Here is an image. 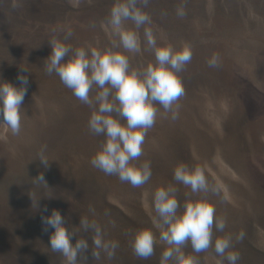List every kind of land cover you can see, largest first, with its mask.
<instances>
[{"label":"rangeland","instance_id":"rangeland-1","mask_svg":"<svg viewBox=\"0 0 264 264\" xmlns=\"http://www.w3.org/2000/svg\"><path fill=\"white\" fill-rule=\"evenodd\" d=\"M115 3L0 0V81L19 87L18 74L28 80L20 132L13 135L0 124V264H66L60 253L48 248L53 229L43 230L45 206V215L57 209L65 227L76 232L70 242L83 237L89 243L77 264H160L169 245L159 239L163 229L152 200L158 187L169 185L176 188L178 212L185 202L201 199L215 207L214 219L222 218L225 228L213 229V241L231 235L226 251L239 253L237 264H264V0L140 3L152 23L136 29L132 21H124L140 37L138 52L124 50L112 34L108 20ZM181 3L185 15L178 17ZM144 27L151 28L157 46H190L192 58L177 73L184 88L173 105H178L177 118L156 106L142 154L133 161L137 166L150 162L152 175L133 187L91 165L104 136L88 130L91 109L58 75L48 74L45 65L51 41L60 39L73 49L119 51L128 58L130 70L142 71L155 64L154 51L144 42ZM67 29L72 35L65 39ZM213 54L220 58L214 68L207 64ZM98 90L94 86L90 97ZM42 145L47 168L37 160ZM180 163L203 168L208 190L193 193L175 181L173 170ZM41 173L47 187L34 181ZM82 217L95 220L105 240L118 242L110 259L103 252L99 259L92 256V233L79 229ZM144 229L155 237L147 259L137 257L131 247L134 234ZM241 231L244 237L237 240ZM181 247L198 264H228L214 245L199 253L190 242ZM169 264L177 261L173 258Z\"/></svg>","mask_w":264,"mask_h":264},{"label":"clouds","instance_id":"clouds-1","mask_svg":"<svg viewBox=\"0 0 264 264\" xmlns=\"http://www.w3.org/2000/svg\"><path fill=\"white\" fill-rule=\"evenodd\" d=\"M142 3L147 6L149 0H116L111 7L108 24L112 34L118 37V45L129 52L140 51V37L137 31L126 28L124 21L130 20L136 29L152 23L151 17L138 7ZM15 6V5H13ZM176 15L183 17V3L176 9ZM72 35L67 29L65 39ZM144 42L152 48L155 64L149 63L142 71L130 70L128 58L119 51L111 49L103 52L83 47L71 48L60 39H53L51 51L45 65L48 74L55 73L65 87L82 103L91 109L87 122L88 130L96 135H103L104 141L100 149L90 158V163L107 175H115L121 182H127L133 187L145 184L151 177L150 162L145 161L137 166L133 163L142 154V145L146 133L157 115V105L168 112L171 119L177 118L178 105H173L184 95V88L177 73L192 58L190 46L173 48L171 45L157 46L151 28L144 27ZM116 46L117 42H113ZM68 57L66 60L65 57ZM218 54H213L208 60L209 67L219 66ZM24 72L28 70L22 67ZM20 86L10 82L0 81V124L5 125L13 135L21 129V104L27 92V76L19 75ZM94 86L99 90L94 97L89 93ZM115 114V115H113ZM121 120L124 123H121ZM46 145L38 152L40 163L47 168L49 160L46 156ZM175 181L189 186L193 193L207 191L209 186L203 168H189L184 163L178 164L173 170ZM34 181L47 187L43 174H38ZM176 188L158 187L153 193V207L159 217L162 231L159 239L166 247L160 256V264H169L175 258L177 264H198L195 257L184 255L182 247L190 242L192 250L202 252L214 245L217 255L224 257L228 264H237L239 253L226 251L230 249L232 236H218L213 241V229L222 232L225 222L215 218V207L207 200L185 202L182 211L175 198ZM38 198L35 200L37 207ZM33 203V201H32ZM94 213V209L89 208ZM47 206L41 212L43 230L53 229L48 239V248L54 253H60L66 264H77V257L90 246L83 238L70 242L76 232L65 227L61 213L53 208L50 214ZM79 229L90 232L92 256L99 259L103 252L109 259L118 247L117 241L105 240L100 225L87 217L80 218ZM244 237L241 231L237 240ZM155 237L151 230L137 231L131 241L134 254L147 259L153 254Z\"/></svg>","mask_w":264,"mask_h":264}]
</instances>
